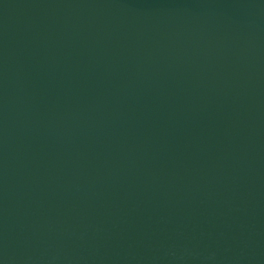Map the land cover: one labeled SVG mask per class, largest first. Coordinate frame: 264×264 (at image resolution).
Here are the masks:
<instances>
[{
  "label": "water",
  "instance_id": "1",
  "mask_svg": "<svg viewBox=\"0 0 264 264\" xmlns=\"http://www.w3.org/2000/svg\"><path fill=\"white\" fill-rule=\"evenodd\" d=\"M0 264H264V0H0Z\"/></svg>",
  "mask_w": 264,
  "mask_h": 264
}]
</instances>
